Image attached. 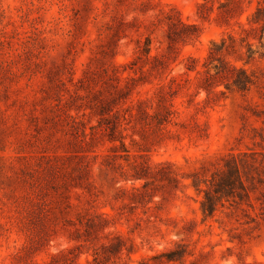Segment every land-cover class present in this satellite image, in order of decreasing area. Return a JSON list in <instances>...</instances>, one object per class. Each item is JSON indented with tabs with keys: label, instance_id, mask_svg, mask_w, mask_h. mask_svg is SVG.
I'll list each match as a JSON object with an SVG mask.
<instances>
[{
	"label": "rangeland",
	"instance_id": "374dc122",
	"mask_svg": "<svg viewBox=\"0 0 264 264\" xmlns=\"http://www.w3.org/2000/svg\"><path fill=\"white\" fill-rule=\"evenodd\" d=\"M202 2L0 0V264L92 260L74 262L68 251L71 224L91 214L94 200L112 216L106 233L138 250L117 264H139L181 241L190 252L183 264H264L261 195L246 207L256 221L225 210L203 222L202 195L191 186L193 174L208 176L231 153L264 162V56L245 65L246 43L259 46L248 19L264 0H244L228 22L219 3L209 21L199 19ZM171 7L202 30L175 52L168 27L158 26ZM230 34L227 61L256 84L208 94L187 71L189 58L202 70L211 42ZM148 37L157 59L134 62ZM121 132L127 149L110 141Z\"/></svg>",
	"mask_w": 264,
	"mask_h": 264
},
{
	"label": "trees",
	"instance_id": "16d2710c",
	"mask_svg": "<svg viewBox=\"0 0 264 264\" xmlns=\"http://www.w3.org/2000/svg\"><path fill=\"white\" fill-rule=\"evenodd\" d=\"M220 0H203L197 5V15L201 20L209 21L214 14L215 3H219L218 15L227 16L225 22L229 18L242 15V5L244 0H229L226 3ZM176 11V15L173 12ZM226 18V17H224ZM250 26L257 25L256 28L251 27L253 31H257L256 36L259 46L257 48L250 43H246L245 49V65H250L256 58L264 56V5L258 4L256 11L248 19ZM166 25L168 48L171 52H175L179 45L185 46L189 42L199 39L202 30L198 25L186 24L179 11L175 7L170 10H162L158 15V26ZM243 27V26H241ZM243 33L249 37L250 31L243 30ZM242 39V43L246 42V38ZM152 38L148 37L141 46L142 52L140 61H155L158 56H152ZM236 39L230 34L228 37L222 38L220 41H212L210 44L209 55L199 70V61L189 58L192 65L187 66L189 73H195L196 79L200 81V87L208 94H223L224 92L216 91L219 87H224L226 91H239L247 93L256 84V78L253 73L244 67H237L230 61L228 56L235 54ZM142 73H146L142 71ZM137 82V78H133ZM116 127V126H115ZM111 130V128H110ZM111 143L120 142L121 147L127 149L125 144L126 137L116 138L111 135ZM128 152V151H126ZM258 153H231L223 159L222 166L216 168L208 176L202 173H195L191 176V186L199 194L202 195L200 210L203 216V222L215 218L220 211L231 210L233 213L241 212L244 216L256 221L249 215V210L255 209L252 204L253 196L256 201L260 202V210L262 213L259 217L264 220V162L257 158ZM264 154V153H263ZM136 179H142L143 176H135ZM91 206V214L85 219H79L77 223L71 224L73 231L70 232V241L76 242V245L68 251L71 260L77 262L82 255L88 254L93 257L87 260L86 264H117L114 258L125 254L128 260L137 253V248L133 240L115 233H106V230L112 225V216L107 213L97 211L96 200ZM190 255L188 246L184 242L176 244V247L156 254L149 258H143L139 264H183L185 259ZM56 260V258H55ZM54 264V263H52Z\"/></svg>",
	"mask_w": 264,
	"mask_h": 264
}]
</instances>
